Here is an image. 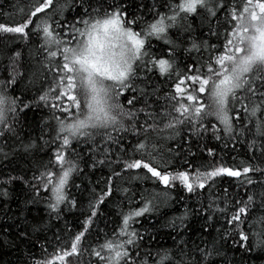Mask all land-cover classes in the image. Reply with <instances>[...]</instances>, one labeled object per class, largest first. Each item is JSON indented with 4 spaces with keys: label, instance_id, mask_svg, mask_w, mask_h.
<instances>
[{
    "label": "snow or ice",
    "instance_id": "snow-or-ice-1",
    "mask_svg": "<svg viewBox=\"0 0 264 264\" xmlns=\"http://www.w3.org/2000/svg\"><path fill=\"white\" fill-rule=\"evenodd\" d=\"M10 8H0L10 20L0 22V139L48 158L33 162L31 179L8 175L0 185L22 183L32 193L25 205L44 199L59 219L62 206L77 209L68 195L74 175L98 166L111 175L79 209L78 231L40 243L48 225L22 211L8 247H39L27 264H264V0H25ZM34 108L50 116L25 143L20 114ZM209 137L245 145L248 159L217 161L200 143ZM194 148L212 161L193 165ZM125 176L162 188L128 197L119 224L88 243L114 179ZM225 177L235 183L220 187ZM173 192L196 196L199 207L169 219L171 243H161L154 222L140 218L176 199ZM193 217L203 224L190 227Z\"/></svg>",
    "mask_w": 264,
    "mask_h": 264
},
{
    "label": "trees",
    "instance_id": "trees-1",
    "mask_svg": "<svg viewBox=\"0 0 264 264\" xmlns=\"http://www.w3.org/2000/svg\"><path fill=\"white\" fill-rule=\"evenodd\" d=\"M24 2L25 0H0V8L5 12L12 11L10 5L15 3L23 4ZM144 3H151V0H144ZM16 19H19V17H16ZM0 22L10 23V20L0 16ZM13 39L14 38H9L7 43H12ZM5 43L4 40H0V49L5 47ZM158 47L162 48L163 46L158 44ZM24 87L25 85L21 84L18 90ZM27 95L30 97L31 92H28ZM49 116L50 113L47 109L40 110L35 108L31 111L26 109L24 113L20 114V122L22 125L21 134L25 143H27L29 139H36L41 134L42 122L47 120ZM200 143L213 148L217 154L216 160L219 161L223 158V162L229 166L238 167L241 165L242 161H246L249 157L247 147L242 144H236L235 148H233L232 144L229 143L227 147H224L222 141H216L211 137ZM0 148L8 153L7 159L0 153V179L6 178L8 175L19 174H25L31 179L32 172L35 170L33 162H46L48 158L47 150L40 151L39 147L34 150L33 154H25L22 150L14 152L13 148H21V145L19 141H14L12 139L7 142V146L4 140L0 139ZM193 151L197 153L196 157L189 158L193 165H200L212 161L211 157H208L206 153H201L198 148H194ZM233 157H235V159H233ZM181 163V159L175 161L176 166H179ZM109 175H111V172L106 166H98L96 169L85 167L83 173L74 175L69 184L68 195L69 199L75 198L77 200V209L70 211V206H62L64 210L59 219L55 218V214H53L51 218L49 217L44 199H40L35 204L29 203L25 205V201L31 198L32 193L22 183L16 182L8 186L0 185V191H2L4 187H7L8 190L7 197L0 195V264H5V261H10V264H27L29 252L33 253L37 258L41 256L39 247L31 248L30 245L21 244L17 240L16 242L19 244V248L10 249L8 244L5 243V239L8 241L16 240V233L20 230L16 225L22 223L20 218V213L22 211L30 222H41L48 225V228L44 232L38 234L40 243H45V239L54 242L55 234L57 233L62 239H66L68 230L74 233L80 229V221H82L84 217L79 209L86 207L89 199H91L94 194H99L105 188V180ZM234 183L235 181L233 178L225 177L220 182V187H228L230 184ZM75 185H79L80 187L77 188ZM153 187H156L157 190L162 188V186H154L151 181H131L128 176H125L123 179L115 178L113 183V194L100 205L101 214L96 218L87 242L94 243L97 231L100 229L110 234L113 228L119 224L121 213L128 210V197H132L133 194H135L134 198L138 201L140 199L139 194L144 188L152 189ZM124 188L129 189L127 196L123 192ZM229 190L231 191L232 189L230 188ZM179 195H183L185 199L180 200ZM172 196L176 197V199L170 200L167 205L161 203L158 210L146 217L140 218L141 224L145 226H148L149 220L154 222L155 229L152 230L158 229V238L161 243H171V239L168 235L171 229L166 226L169 219L174 216H179L184 212L186 207L189 209L199 207L196 196L187 193L178 194L176 192H173ZM203 200L204 203L207 204V192L204 193ZM141 224H136L135 227L140 228ZM200 224H203V220L196 217L190 219V227H198ZM219 226V224L215 225V227ZM5 229H7V231H5ZM210 231L212 236L216 235L214 229H210ZM102 235L103 233H101V236ZM189 235L199 243V240L192 232H189ZM208 238L210 240L212 237L209 236ZM47 246L49 251H51V243Z\"/></svg>",
    "mask_w": 264,
    "mask_h": 264
}]
</instances>
